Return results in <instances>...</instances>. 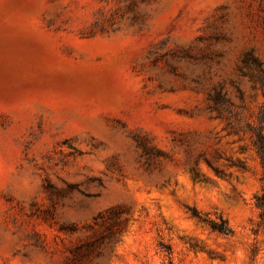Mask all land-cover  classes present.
<instances>
[{"label": "rangeland", "instance_id": "1", "mask_svg": "<svg viewBox=\"0 0 264 264\" xmlns=\"http://www.w3.org/2000/svg\"><path fill=\"white\" fill-rule=\"evenodd\" d=\"M249 53L264 0H0V264H71L114 222L89 264H264Z\"/></svg>", "mask_w": 264, "mask_h": 264}, {"label": "trees", "instance_id": "2", "mask_svg": "<svg viewBox=\"0 0 264 264\" xmlns=\"http://www.w3.org/2000/svg\"><path fill=\"white\" fill-rule=\"evenodd\" d=\"M245 64L247 65H254L259 70H262V63L252 55V53H249L247 55V59H245ZM264 73V71H263ZM248 128L250 129L252 136V148L258 157L260 161V165L262 167V176H261V183H262V190L261 192L255 196L254 198V204L256 209L259 211V227H264V133H263V127L262 125H258L255 127H252L248 125ZM233 131H234V125H233ZM233 166L240 170H246V167L244 164H242L239 161H236ZM216 173L220 174V172L215 169ZM69 188L75 189L74 186H69ZM54 207V205L52 206ZM188 212L190 213L191 217L196 219V221L199 224L207 226L212 232L217 233L219 235L229 237L233 234L232 229L229 226V223L226 219L223 217H219L218 220H212L207 217V215H201L195 208L188 207ZM118 213H116L117 215ZM102 214H99L95 217V221H98L99 219H102ZM116 222H114L112 225H110L108 228H106L107 233L100 235L98 238H96L93 241H89L83 244H80L77 246L73 251L70 258L71 264H89L88 259L91 255L95 253H100L99 248L102 244L106 243V245L110 246L111 242H113L116 239V236L118 235V230L114 229L116 227ZM65 230H74L71 227L67 226L64 227ZM161 248L165 250L167 254L171 253V249L169 246L161 245Z\"/></svg>", "mask_w": 264, "mask_h": 264}]
</instances>
